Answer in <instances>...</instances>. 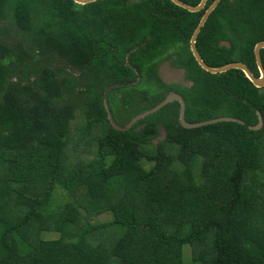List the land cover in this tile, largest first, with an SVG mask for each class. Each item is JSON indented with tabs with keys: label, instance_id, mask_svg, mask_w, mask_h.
<instances>
[{
	"label": "trees",
	"instance_id": "obj_1",
	"mask_svg": "<svg viewBox=\"0 0 264 264\" xmlns=\"http://www.w3.org/2000/svg\"><path fill=\"white\" fill-rule=\"evenodd\" d=\"M214 1L0 0V264H264V88L190 52ZM263 42L264 0H221L196 49L258 78ZM107 90L122 129L172 93L244 126L173 103L119 132Z\"/></svg>",
	"mask_w": 264,
	"mask_h": 264
},
{
	"label": "water",
	"instance_id": "obj_2",
	"mask_svg": "<svg viewBox=\"0 0 264 264\" xmlns=\"http://www.w3.org/2000/svg\"><path fill=\"white\" fill-rule=\"evenodd\" d=\"M71 1L76 5L86 6V5L97 3V2L102 1V0H71ZM169 1L174 6H176L177 8H180V9H182V10H184L190 14H196V13L202 12L205 9L206 4H207V0H201L200 4L197 7L193 8V7H190L186 4H183L182 2H180L178 0H169ZM220 2H221V0H215L214 3L204 12V14H203V16L199 22L198 27L194 31V33L191 37V40H190V52L192 54V57H193L194 61L197 63V65L199 66V68L203 72H205L206 74H209L212 76H217V75L225 74L229 71H239V72L243 73L244 77L252 84V86L255 89H258V90L263 89L264 88V68H263V65L261 62L260 52L264 50V42L259 43L254 48L255 63H256L258 73H259V78H255L253 76V74L250 72V70L246 66H244L243 64H231V65H227V66L220 68V69H212L204 63V61L202 60V58L198 54V51L196 49L197 38H198L202 28L206 24L208 18L216 10V8L220 4ZM220 47H225V48L229 49L231 46L228 42H222V43H220ZM107 96H108V90L104 94V107H105L106 112H107L108 121H109L111 127L114 130L119 131V132H124V131L130 130L139 121H142L145 118H147L153 114H156L157 112H159L160 110H162L166 106L173 104V103H178L180 105L179 124L182 128H184L186 130H193V129H198V128L207 127V126L216 125V124H221V123H235V124L244 126L243 122H241L237 119H233V118H219V119L205 121L202 123L190 124V123L186 122V120H185V102L182 99V97L179 96L178 94H169L164 99V101H162L159 105H157L156 107H154L153 109H151L149 111H146V112L136 116L135 118H133L131 120V122L124 129H122V128L118 127L113 120V117L109 111V107H108V103H107ZM257 117H258V124L254 127L248 128L252 132H258L263 127V120H262L259 113H257Z\"/></svg>",
	"mask_w": 264,
	"mask_h": 264
},
{
	"label": "rangeland",
	"instance_id": "obj_3",
	"mask_svg": "<svg viewBox=\"0 0 264 264\" xmlns=\"http://www.w3.org/2000/svg\"><path fill=\"white\" fill-rule=\"evenodd\" d=\"M158 74H159V77L162 80V82L165 83L166 85H180L182 87L190 86V84L188 82H185L183 72L180 70H176V69L172 68L168 63H164L159 67ZM116 116L121 122L125 123L128 120V117H126L125 113H123L122 115L116 114ZM161 133H163V132H161ZM75 137L78 138V136L76 134H75ZM73 145H75V142L72 143V146ZM82 148H83V150L89 151L88 146L84 145V147H82ZM108 219H109L108 215H101L99 217V220H101V221H106ZM57 236L58 235H56V234H54V235L49 234V236H46L45 238L54 239V238H57Z\"/></svg>",
	"mask_w": 264,
	"mask_h": 264
},
{
	"label": "flooded vegetation",
	"instance_id": "obj_4",
	"mask_svg": "<svg viewBox=\"0 0 264 264\" xmlns=\"http://www.w3.org/2000/svg\"><path fill=\"white\" fill-rule=\"evenodd\" d=\"M172 94H175V93H172ZM180 96V95H179ZM183 99V98H182Z\"/></svg>",
	"mask_w": 264,
	"mask_h": 264
},
{
	"label": "clouds",
	"instance_id": "obj_5",
	"mask_svg": "<svg viewBox=\"0 0 264 264\" xmlns=\"http://www.w3.org/2000/svg\"><path fill=\"white\" fill-rule=\"evenodd\" d=\"M259 78V77H258ZM180 106V105H179Z\"/></svg>",
	"mask_w": 264,
	"mask_h": 264
}]
</instances>
